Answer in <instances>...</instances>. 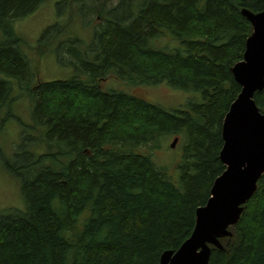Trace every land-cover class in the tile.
I'll return each instance as SVG.
<instances>
[{"label":"trees","instance_id":"obj_1","mask_svg":"<svg viewBox=\"0 0 264 264\" xmlns=\"http://www.w3.org/2000/svg\"><path fill=\"white\" fill-rule=\"evenodd\" d=\"M46 1L0 0V129L13 118V102L25 97L32 105V125L5 163L21 181L26 209L0 211V264H160L192 236L198 209L227 169L222 129L242 92L233 68L253 34L243 10L263 12L264 0H60L59 21L35 49L43 57L55 46L73 75L41 82L14 23ZM76 22L91 30L90 41ZM166 36L181 49L152 45ZM110 77L166 82L202 101L168 111L104 91ZM254 99L263 112L264 90ZM182 134L178 184L151 155L134 151ZM243 207L222 248L210 246L209 264H264V175Z\"/></svg>","mask_w":264,"mask_h":264},{"label":"water","instance_id":"obj_2","mask_svg":"<svg viewBox=\"0 0 264 264\" xmlns=\"http://www.w3.org/2000/svg\"><path fill=\"white\" fill-rule=\"evenodd\" d=\"M249 1V0H242ZM252 26L244 60L233 68L242 92L224 120L221 159L226 171L216 181L208 204L198 209L192 236L177 252H167L160 264H209L211 247L222 248L220 239L230 236L258 189L264 175V111L255 94L264 90V11L243 10ZM178 139L172 147H175Z\"/></svg>","mask_w":264,"mask_h":264},{"label":"rangeland","instance_id":"obj_3","mask_svg":"<svg viewBox=\"0 0 264 264\" xmlns=\"http://www.w3.org/2000/svg\"><path fill=\"white\" fill-rule=\"evenodd\" d=\"M59 1L47 0L32 15L14 23L17 34L24 41L21 49L32 65L39 69L38 80L41 82L68 79L73 75L72 68L63 67L57 61L54 52L55 46L49 48L43 57L35 49L43 32L59 21L56 7ZM60 18L63 19L62 17ZM66 19H68L67 15H65ZM74 27L77 28L80 37H87L86 40L90 41L91 30L84 31L81 28L79 29V22H76ZM152 45L155 48L166 51L181 49V44L170 36L155 39L152 41ZM13 83V95L18 96L20 94L18 83L15 80ZM102 88L104 91L117 90L143 97L168 111L180 108L190 99L202 101L200 93L174 89L166 82L154 85H136L110 77L103 82ZM11 109L13 118L0 129V211L8 209L25 211L26 204L21 191V181L11 174L5 163L14 161L15 154L22 144V133L26 126L32 125V105L29 99L21 97V99L13 102ZM6 113L7 110L2 116L4 117ZM176 139H178L177 144L172 147ZM185 144L184 134L178 137L165 135L157 138L154 144L142 145L134 151L151 155L154 163L159 168L164 169L169 178L178 184L180 171L177 166L182 160Z\"/></svg>","mask_w":264,"mask_h":264}]
</instances>
